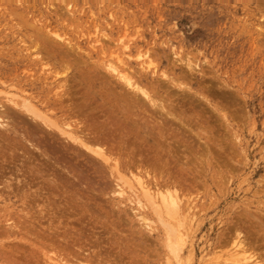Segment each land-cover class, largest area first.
Here are the masks:
<instances>
[{"label": "rangeland", "instance_id": "1", "mask_svg": "<svg viewBox=\"0 0 264 264\" xmlns=\"http://www.w3.org/2000/svg\"><path fill=\"white\" fill-rule=\"evenodd\" d=\"M0 118V264H216L240 217L264 225V0H0Z\"/></svg>", "mask_w": 264, "mask_h": 264}, {"label": "bare ground", "instance_id": "2", "mask_svg": "<svg viewBox=\"0 0 264 264\" xmlns=\"http://www.w3.org/2000/svg\"><path fill=\"white\" fill-rule=\"evenodd\" d=\"M60 38V37H59ZM129 45V44H128ZM102 49V48H101ZM113 54V53H112ZM118 56V55H117ZM139 56H142V55H139ZM112 58V56H110V59H107L106 60V62H105V68H106V70H107V72H109L110 74H112V75H114L125 87H127V88H129L132 92H134V93H138L139 95H141V98H143L145 101L147 100L148 102H150V103H152L153 105H155V106H157V107H159L160 108V110H157V111H161L162 113H164L165 114V116L166 117H168V116H172L171 118H173V119H177V118H175L176 116L174 115V113L173 112H170V109L167 107V106H165V104L164 103H161V102H159L158 104H156V102H155V100H154V98L150 95V93L143 87V86H141L136 80H135V78H134V76L132 75V73H130L129 72V68H126V67H122V66H120V64H119V62L118 61H116V60H118V59H111ZM139 63H140V66H141V68L142 69H144V70H148L149 68H151L150 66H151V63H150V61H148L146 58H142L140 61H139ZM123 64H125V63H123ZM124 66V65H123ZM127 66V65H126ZM128 67V66H127ZM65 80V79H64ZM61 84H63V83H61L60 82V85ZM58 86H59V84H58ZM62 86V85H61ZM50 91V90H49ZM61 95V94H60ZM140 100H142V99H140ZM24 101V100H23ZM28 101H29V99H28ZM16 102V101H15ZM17 103V102H16ZM16 103H14V104H16ZM21 103H23V102H21ZM61 103V102H60ZM25 104V103H24ZM27 104V103H26ZM45 104V103H44ZM31 105H33L32 103H31ZM62 105V104H61ZM18 106V105H17ZM22 106V105H21ZM60 106V105H59ZM155 106H152L154 109L156 108L157 109V107H155ZM37 107V106H36ZM173 107V106H172ZM45 108V107H44ZM158 108V109H159ZM172 109V108H171ZM17 110V109H16ZM26 110L28 111V112H30V114H32V115H34V116H37V117H39L40 116V114H39V112L37 111L38 110V108H36L35 109V107H31V106H29V105H27V107H26ZM174 110V109H173ZM24 111V110H23ZM22 111V112H23ZM45 111H46V109H45ZM1 112H3V111H1ZM65 113V112H64ZM5 114V113H4ZM27 114V113H26ZM58 114V113H57ZM28 115V114H27ZM43 115V114H42ZM55 115H56V113H55ZM54 115V116H55ZM61 115V114H60ZM33 116V117H34ZM44 116H47V115H45L44 114ZM57 116V115H56ZM68 116V115H67ZM158 117L159 118H161V120L163 119L162 118V116L160 117V115H158ZM46 118H48V117H46ZM50 118V117H49ZM48 118V119H49ZM66 118V117H65ZM1 119V118H0ZM19 119V118H18ZM33 119V118H32ZM44 119V118H43ZM57 119V118H56ZM56 119H55V121H56ZM164 119H165V117H164ZM41 120H42V118H41ZM45 120V119H44ZM60 120V119H59ZM67 120V119H66ZM58 121V120H57ZM62 121H63V119H62ZM164 122H166V121H164ZM181 122H182V120H181ZM51 123H53V122H51ZM50 123V124H51ZM68 123V122H67ZM66 123V124H67ZM138 123V122H137ZM146 123V122H145ZM0 124H1V122H0ZM37 125H38V122L36 123ZM36 124H33V125H35L36 126ZM40 124V123H39ZM48 124H49V122H48ZM49 124V125H50ZM84 125L86 124V123H83ZM44 125V124H43ZM54 125V124H53ZM53 125H50V126H52V127H54ZM74 125V124H73ZM42 126V125H41ZM69 126V125H68ZM67 126V127H68ZM76 126V125H75ZM142 126V125H141ZM144 126V125H143ZM37 127V126H36ZM36 127H33V129L35 130V128ZM57 127V126H56ZM60 126H58V128H59ZM82 127V126H81ZM79 128L80 129V132L79 133H84V135H86V133L83 131V129L82 128ZM161 127V126H160ZM159 127V128H160ZM41 128V127H40ZM49 129H50V127H48ZM55 128V127H54ZM72 128V127H71ZM74 128V127H73ZM136 128V127H135ZM37 130H38V128H36ZM45 129V128H44ZM60 129V128H59ZM78 128H77V130H79ZM85 129V128H84ZM36 130V131H37ZM43 130V129H42ZM46 130V129H45ZM70 130V129H69ZM151 130V129H150ZM28 131V130H27ZM30 131V130H29ZM85 131H86V129H85ZM90 131V130H89ZM38 132H41V131H39L38 130ZM46 132V131H45ZM62 132V131H61ZM66 132H68V131H65V133ZM77 132V131H76ZM91 132V131H90ZM163 132V131H162ZM64 133V132H63ZM69 133V132H68ZM73 133V132H72ZM94 133V132H93ZM28 134V133H27ZM27 134H25V135H27ZM30 134H32V133H30ZM92 134V133H91ZM143 134V133H142ZM39 135V134H38ZM54 135V134H53ZM52 135V136H53ZM55 135H57V134H55ZM72 135V134H71ZM89 135V134H88ZM34 136V135H33ZM74 136H75V134H74ZM91 135H89V136H85L84 138H83V141H85V142H94V138H92V137H90ZM32 137V136H31ZM39 137V136H38ZM48 137V136H47ZM72 137H73V135L70 137L71 139H72ZM69 139L68 137H66L65 136V139ZM103 138V137H102ZM28 139V138H27ZM59 139V138H58ZM75 139H76V137H75ZM78 139V138H77ZM101 139V138H100ZM104 139V138H103ZM103 139H101L102 141H103ZM35 140L37 141V143L39 142L38 141V139L37 138H35ZM70 140V139H69ZM32 141H33V139H32ZM58 141V140H57ZM78 141H80V140H78ZM82 140L80 141V144L81 145H83L84 147L86 146L87 147V149H90V150H92V152H93V154L94 155H98V154H102L101 152H102V150L100 151L98 148V146H96V148L97 149H93V148H90L89 146V144L88 143H85V142H83ZM97 141H99V140H97ZM54 142H56L55 141V139H54ZM64 142V141H63ZM104 142V141H103ZM40 143V142H39ZM58 143H60V142H58ZM57 143V144H58ZM78 143V142H77ZM95 144V143H94ZM44 145H45V143H44ZM48 145V144H47ZM60 145V144H59ZM66 145H68L70 148L72 147V145H70V144H66ZM89 145V146H88ZM113 145V144H112ZM36 146V145H35ZM43 146V145H42ZM46 146V145H45ZM54 146V145H53ZM55 146H57V145H55ZM92 146H94V145H92ZM111 146V145H110ZM85 147V148H86ZM95 147V146H94ZM115 147V146H114ZM59 148V147H58ZM110 148V147H109ZM69 149V148H68ZM67 149V150H68ZM112 149V148H111ZM110 149V150H111ZM41 150V149H40ZM48 150V149H47ZM52 150V149H51ZM74 150H75V147H74ZM76 150L77 151H80V152H78V153H80V156H85L86 158H90V155H88V153L89 152H86V151H84V149H79V148H76ZM105 150V149H104ZM103 150V151H104ZM57 151V150H56ZM107 152V151H106ZM113 152V151H112ZM115 152V151H114ZM47 153V152H46ZM49 153V152H48ZM52 153V152H51ZM55 153H57V152H55ZM60 153H62V152H60ZM60 153H59V155H60ZM70 153V152H69ZM104 153V152H103ZM111 154V153H110ZM62 155V154H61ZM105 155H108V153L107 154H105ZM43 156H45V155H43ZM62 156H64V155H62ZM75 156V155H74ZM79 156V155H78ZM47 157V156H46ZM58 157V156H57ZM110 157L111 156H109V159H110ZM53 158V157H52ZM54 158H56V157H54ZM49 159V158H48ZM57 159V158H56ZM56 159H55V161H56ZM61 159V158H60ZM62 159H64V158H62ZM61 159V160H62ZM89 160H91L92 162H93V164H95V165H99V162L94 158V157H92L91 156V158L89 159ZM101 160H102V158H101ZM112 160H114L113 158H112ZM117 160V159H116ZM57 161H59V160H57ZM66 161V160H65ZM108 161V160H107ZM82 162V161H81ZM80 162V163H81ZM118 162V161H117ZM116 162V163H117ZM120 162V161H119ZM57 163V162H56ZM63 163V162H62ZM115 163V164H116ZM59 164V163H58ZM64 164V163H63ZM104 165H106L105 163H104ZM112 165V164H111ZM140 165V164H139ZM81 166V165H80ZM117 166V165H116ZM116 166L114 165V167L116 168ZM137 166V165H136ZM107 167H109V166H106V168ZM112 167V166H111ZM110 167V168H111ZM110 168H108V169H110ZM82 169V168H81ZM141 170V169H140ZM140 172V171H139ZM144 172H146V171H144ZM137 177H139V175L137 174L135 177H134V179L135 178H137ZM154 177V176H153ZM129 178V177H128ZM128 178H126L125 177V179H126V181L128 180ZM143 178V177H142ZM91 179V178H90ZM125 179H124V181H125ZM153 179V178H152ZM152 179H150V180H152ZM129 180H131L130 178H129ZM128 180V181H129ZM136 180V179H135ZM132 181V180H131ZM130 182V181H129ZM136 182H138L139 183V185L141 186V188H142V191H143V193H144V195H143V193H142V195L143 196H146L149 200H150V202L152 203V204H154L155 206H153V207H156V209H157V211L158 212H163V211H165V212H167V214H169V215H175V214H177L179 211L181 212V210H180V200L179 199H181L180 198V196H177V194H175V193H172V192H170L169 190H167L166 192L164 191L163 192V190H161V191H158L157 189V191L158 192H156V191H152V189H151V185L149 184V183H145V181L144 180H142L140 177L138 178V180L136 181ZM137 183V184H138ZM152 183V185H153V181L151 182ZM117 184V183H116ZM131 183H129V187H132L133 186V182H132V185H130ZM135 184V183H134ZM136 184V185H137ZM110 185H112V184H110ZM157 185V184H156ZM161 186H162V184H161ZM160 186V187H161ZM168 186V185H167ZM124 187V186H123ZM138 187V186H137ZM121 188V187H120ZM153 188H155V187H153ZM160 189H164V188H160ZM166 189H169L168 187L166 188ZM124 190V189H123ZM139 189L137 188V191H138ZM172 190V189H171ZM174 190H176V188L174 189ZM177 191V190H176ZM117 192H120V191H117ZM138 192H140V190L138 191ZM180 193V192H179ZM136 195H137V193H135ZM180 195V194H179ZM141 196V195H140ZM138 197V196H137ZM147 198H145V199H147ZM144 203V202H143ZM142 203V204H143ZM151 203H149L150 205H151ZM142 204H140V205H142ZM190 204V203H189ZM187 205V204H186ZM185 205V206H186ZM140 208H142V206H139ZM195 207V206H194ZM139 208V209H140ZM188 209V208H187ZM191 209H192V207H191ZM134 210V209H133ZM135 210H137L136 208H135ZM141 210V209H140ZM145 212H147V211H145ZM133 213H134V211H133ZM140 213V212H139ZM187 213V212H186ZM192 213V212H191ZM251 213V212H250ZM194 214V213H193ZM193 214H191V215H193ZM245 214V213H244ZM246 214H248V216H251V214L249 215V213H247L246 212ZM181 215V214H180ZM179 215V216H180ZM183 216H184V214H182ZM139 217H140V219L142 220V221H144L145 220V217L143 216V214L141 213V214H139L138 215ZM175 216H177V215H175ZM178 216V217H179ZM247 216V217H248ZM139 217L137 218L138 219V221H139ZM178 217H177V219H178ZM181 217V216H180ZM186 217L187 216H185V218L184 219H186ZM253 217H255V216H253ZM257 217V216H256ZM255 217V218H256ZM258 217H260V215L258 216ZM168 218V217H167ZM174 218V217H173ZM192 218V217H191ZM190 218V219H191ZM249 218V217H248ZM262 218V217H261ZM261 218H259L260 220H261ZM160 220H162L161 218H159ZM170 219V218H169ZM176 219V220H177ZM181 219V218H180ZM180 219H178V220H180ZM188 219V218H187ZM245 219V218H244ZM244 219H242V217H240L239 219H238V221L236 222V224H233L232 225V227H231V229H230V231L229 232H232V236H229L230 237V239L232 240V243H231V247L230 248H232L230 251H229V256H225V258L224 257H222V258H224L223 260H221V257H219L218 259H217V262H216V264H264V256H262L260 253H258V251H257V249H261L259 246H261L260 244H259V242H258V238L260 237V235H259V233L264 237V233H261V232H264V225L263 224H261V222H260V224H258L256 221H258L259 222V220H256V219H254V221L252 220V221H250L249 222V220H248V226H245V221H244ZM250 219H252V218H250ZM173 220V219H172ZM166 221H167V219H166ZM184 220L182 219V221L180 220V223L181 222H183ZM186 221V220H185ZM185 221H184V228H185ZM147 222V221H146ZM179 222V221H178ZM145 223V222H144ZM140 224V223H139ZM171 226H172V224H171ZM174 227V226H173ZM176 227V226H175ZM179 227V226H178ZM181 227H182V225H181ZM240 229V230H239ZM167 230V229H166ZM179 230H176V232L175 233H177ZM183 231V230H182ZM184 232H186V230L184 231ZM179 233V232H178ZM177 233V234H178ZM188 233V232H187ZM186 233V234H187ZM183 234V233H182ZM185 234V235H186ZM258 235H259V237H258ZM168 236H170V234L168 235ZM172 236V235H171ZM176 236V235H175ZM174 236V237H175ZM179 236V235H178ZM182 237V236H181ZM169 238V237H168ZM173 238V237H172ZM175 238H177V236L175 237ZM180 238V237H179ZM185 237L183 236V239H184ZM262 238V237H261ZM259 239L260 241L262 240V239ZM170 239V238H169ZM229 239V240H230ZM167 240V239H166ZM264 240V239H263ZM167 241H169V240H167ZM173 241V240H172ZM171 242V241H170ZM175 242H177V240L175 241ZM178 242H179V240H178ZM230 242V241H229ZM170 244V243H169ZM173 244V246H176V244H174V243H171V245ZM81 249L83 248V246L82 247H80ZM176 249L178 248V246H176L175 247ZM63 249H65V248H63ZM62 249V250H63ZM172 250V249H171ZM177 250H180L181 251V249H180V246H179V248L177 249ZM262 250V249H261ZM264 250V249H263ZM173 252H174V250H172ZM60 253V252H59ZM178 253V252H177ZM226 253V252H225ZM262 253V252H261ZM61 254H64V252L63 253H61ZM65 254H66V252H65ZM67 254H69V252L67 253ZM78 253H76V255H77ZM227 254V255H228ZM257 254V255H256ZM76 255H75V257H76ZM225 255V254H224ZM62 256V255H61ZM69 256V255H68ZM64 257V256H63ZM69 257H71V256H69ZM68 257V258H69ZM67 258V257H66ZM67 258V259H68ZM49 259L50 260H52V261H56L55 259H54V257L52 258L51 256L49 257ZM57 259V258H56ZM62 259V258H61ZM61 259H60V261H61ZM66 259V261L68 262V260ZM70 259V258H69ZM180 259V258H179ZM58 260V259H57ZM177 260V259H176ZM69 261H71V259L69 260ZM178 261V260H177ZM216 261V260H215ZM57 262H59V261H57ZM56 262V263H57ZM63 262H65V261H63ZM72 262V261H71ZM70 262V263H71ZM46 263H47V261H46ZM69 262H68V264H70ZM87 263V262H86ZM49 264V263H48ZM52 264V263H51ZM53 264H55V263H53Z\"/></svg>", "mask_w": 264, "mask_h": 264}]
</instances>
